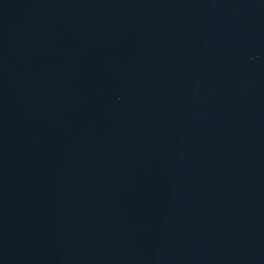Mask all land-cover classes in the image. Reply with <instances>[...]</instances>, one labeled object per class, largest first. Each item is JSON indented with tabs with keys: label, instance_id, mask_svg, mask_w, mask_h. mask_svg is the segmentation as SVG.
<instances>
[{
	"label": "water",
	"instance_id": "1",
	"mask_svg": "<svg viewBox=\"0 0 264 264\" xmlns=\"http://www.w3.org/2000/svg\"><path fill=\"white\" fill-rule=\"evenodd\" d=\"M0 264H264V0H0Z\"/></svg>",
	"mask_w": 264,
	"mask_h": 264
}]
</instances>
